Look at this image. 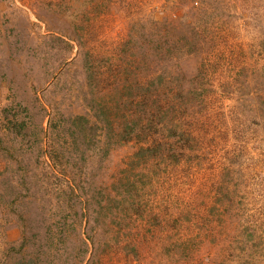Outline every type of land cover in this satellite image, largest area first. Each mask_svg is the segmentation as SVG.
I'll list each match as a JSON object with an SVG mask.
<instances>
[{
	"label": "rangeland",
	"instance_id": "1",
	"mask_svg": "<svg viewBox=\"0 0 264 264\" xmlns=\"http://www.w3.org/2000/svg\"><path fill=\"white\" fill-rule=\"evenodd\" d=\"M0 264H264V0H0Z\"/></svg>",
	"mask_w": 264,
	"mask_h": 264
}]
</instances>
